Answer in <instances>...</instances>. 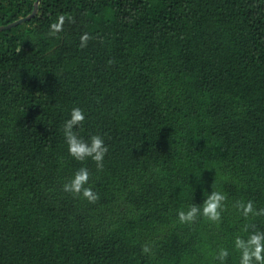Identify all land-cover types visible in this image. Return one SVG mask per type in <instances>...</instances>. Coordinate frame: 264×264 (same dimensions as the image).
Segmentation results:
<instances>
[{
	"label": "trees",
	"instance_id": "obj_1",
	"mask_svg": "<svg viewBox=\"0 0 264 264\" xmlns=\"http://www.w3.org/2000/svg\"><path fill=\"white\" fill-rule=\"evenodd\" d=\"M34 2L0 0V25ZM73 107L102 171L68 153ZM82 166L95 203L63 191ZM212 187L221 222L181 223ZM237 200L264 207V0H40L0 30V264H238L264 217Z\"/></svg>",
	"mask_w": 264,
	"mask_h": 264
},
{
	"label": "clouds",
	"instance_id": "obj_2",
	"mask_svg": "<svg viewBox=\"0 0 264 264\" xmlns=\"http://www.w3.org/2000/svg\"><path fill=\"white\" fill-rule=\"evenodd\" d=\"M66 20L72 22V17L60 15L55 22L50 24L49 35L56 37L58 33L63 31V25ZM94 39L90 34L83 33L80 36V48L87 46L89 40ZM112 61H109L111 63ZM85 116L80 107H73L70 110V118L67 119L62 131L67 144V150L71 157L77 161H85L91 158L96 164L97 171H102L104 168V157L108 151L104 139L99 134H92L87 140L81 137L74 128L83 124ZM90 171L86 167L77 169L73 176L68 179L62 186L63 191L70 193L75 197L82 196L90 203H95L99 200V194L95 192L89 184ZM227 196L222 191L213 190L210 194L207 193L201 204H191L187 210H180L177 215L181 223L195 222L199 216L207 218L209 221L219 224L222 219V212L225 210V201ZM240 214L248 218L249 216L264 217V207L256 208L252 200H237L233 203ZM253 229L249 231V229ZM247 233V236L237 235L234 238V249L239 253L238 264H264V231L255 230L254 225L246 224L242 229ZM144 252L150 251L148 246L142 249ZM229 250L226 247H220L214 254V259L220 264H225Z\"/></svg>",
	"mask_w": 264,
	"mask_h": 264
},
{
	"label": "water",
	"instance_id": "obj_3",
	"mask_svg": "<svg viewBox=\"0 0 264 264\" xmlns=\"http://www.w3.org/2000/svg\"><path fill=\"white\" fill-rule=\"evenodd\" d=\"M39 2H40V0H35V2H34V9H33V11L29 15H27L25 17H22V18H19V19L15 20V21L7 24V25H0V30L7 29V28H10L12 26H16L17 24L23 22L24 20L29 19L32 16H34L36 14V12H37V8H38Z\"/></svg>",
	"mask_w": 264,
	"mask_h": 264
}]
</instances>
